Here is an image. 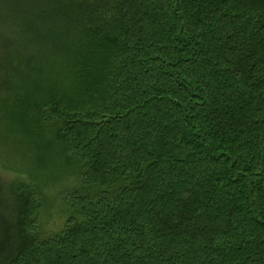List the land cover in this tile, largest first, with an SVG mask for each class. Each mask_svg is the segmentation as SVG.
Returning a JSON list of instances; mask_svg holds the SVG:
<instances>
[{
  "label": "trees",
  "instance_id": "trees-1",
  "mask_svg": "<svg viewBox=\"0 0 264 264\" xmlns=\"http://www.w3.org/2000/svg\"><path fill=\"white\" fill-rule=\"evenodd\" d=\"M8 5L2 103L59 122L79 185L42 237L0 172V264H264V0Z\"/></svg>",
  "mask_w": 264,
  "mask_h": 264
},
{
  "label": "rangeland",
  "instance_id": "rangeland-1",
  "mask_svg": "<svg viewBox=\"0 0 264 264\" xmlns=\"http://www.w3.org/2000/svg\"><path fill=\"white\" fill-rule=\"evenodd\" d=\"M9 2L0 0V19L7 16L2 8ZM4 35L0 28V40ZM18 89L22 96L31 90L30 86ZM15 92L4 88L0 92V172L33 194L39 204L36 229L40 236L48 237L64 226V217L69 213L66 195L79 185L75 178L77 166L64 157L63 145L55 136L60 124L46 115L47 111L34 113L16 108L13 101L2 103Z\"/></svg>",
  "mask_w": 264,
  "mask_h": 264
}]
</instances>
